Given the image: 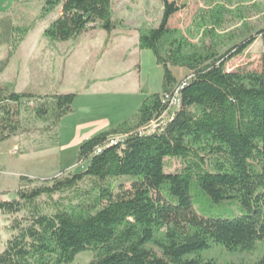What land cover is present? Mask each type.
<instances>
[{
	"label": "trees",
	"instance_id": "16d2710c",
	"mask_svg": "<svg viewBox=\"0 0 264 264\" xmlns=\"http://www.w3.org/2000/svg\"><path fill=\"white\" fill-rule=\"evenodd\" d=\"M162 4L159 26L139 37L140 48L162 66L161 92L142 101L134 125L124 121L83 141V170L41 181L21 176L16 198L0 199V214L13 216L0 264H68L87 250L95 253L89 264H218L199 253L215 244L253 250L264 241V28L220 56L214 48L186 51L169 26L181 6L177 0ZM58 9L44 30L52 41L76 39L98 26L108 35L116 28L112 0H44L39 20ZM31 28L0 16V45H17L16 34ZM258 39L260 70L226 68ZM12 56L10 50L0 60V74ZM172 66L191 74L179 83ZM177 87L180 103L172 109L163 97L174 96ZM77 96L0 86V143L20 129L25 99L38 100L35 115L57 128ZM118 134L125 137L112 138ZM173 159L182 167L168 172ZM199 195L236 200L241 213L202 215L195 209ZM253 264H264V254Z\"/></svg>",
	"mask_w": 264,
	"mask_h": 264
},
{
	"label": "rangeland",
	"instance_id": "374dc122",
	"mask_svg": "<svg viewBox=\"0 0 264 264\" xmlns=\"http://www.w3.org/2000/svg\"><path fill=\"white\" fill-rule=\"evenodd\" d=\"M177 1L181 10L169 26L173 38L183 41L186 51L214 48L220 56L264 28V0ZM43 4L44 0H0V16L10 15L20 28L35 25L26 34H16L14 39H21L17 45H0V60L13 50L6 73L0 76V86L37 96L69 92L78 96L73 112L57 128L50 119L35 115L33 108L40 103L38 100H24L20 129L0 143V199L16 198L22 175L41 181L83 170L88 164L78 160L83 141L124 121L134 125L142 101L162 90V66L151 50L139 46L140 35L159 26L162 0H112L116 28L111 34L98 26L65 42L44 35L60 10L39 20ZM262 50L258 39L243 54L230 59L226 68L260 70ZM172 71L179 83L191 74L180 66H172ZM124 137L118 134L112 138ZM181 167L180 160H168V172ZM199 199L195 209L202 215L235 217L241 213L236 200L214 202L203 195ZM63 202L69 205L68 200ZM12 221L13 216L0 214V252L12 235ZM153 249L161 253L157 247ZM263 254L264 241H258L253 250H229L215 244L200 252L199 257L216 259L218 264H253ZM94 257L93 251H83L68 264H89Z\"/></svg>",
	"mask_w": 264,
	"mask_h": 264
},
{
	"label": "built area",
	"instance_id": "2783aa9c",
	"mask_svg": "<svg viewBox=\"0 0 264 264\" xmlns=\"http://www.w3.org/2000/svg\"><path fill=\"white\" fill-rule=\"evenodd\" d=\"M180 87H177L174 93V96H169V95H165L163 97V102L164 103H168L169 108H172L174 105L175 106H179V99H178V92H179ZM100 150V149H99Z\"/></svg>",
	"mask_w": 264,
	"mask_h": 264
},
{
	"label": "crops",
	"instance_id": "0c3cea01",
	"mask_svg": "<svg viewBox=\"0 0 264 264\" xmlns=\"http://www.w3.org/2000/svg\"><path fill=\"white\" fill-rule=\"evenodd\" d=\"M1 45H2V44H1ZM7 66H8V65H7ZM7 68H8V67L5 68V70L0 74V76H1V75L3 76V75L6 73ZM2 76H1V77H2ZM106 124H107V123H106ZM103 126H104V125H103ZM100 127H102V126H100ZM100 127H99V128H100ZM94 131H95V130H94ZM100 132H101V131H100ZM93 133H94V132H93Z\"/></svg>",
	"mask_w": 264,
	"mask_h": 264
}]
</instances>
